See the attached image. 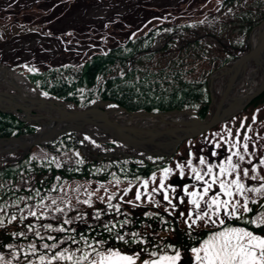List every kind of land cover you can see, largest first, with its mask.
I'll return each mask as SVG.
<instances>
[{
  "label": "trees",
  "instance_id": "obj_1",
  "mask_svg": "<svg viewBox=\"0 0 264 264\" xmlns=\"http://www.w3.org/2000/svg\"><path fill=\"white\" fill-rule=\"evenodd\" d=\"M239 1L241 0H223L221 6H230ZM6 7L10 9V6ZM263 19L264 15L255 21L245 16L234 15L229 21L232 23L237 20L240 29L250 30ZM217 21L206 22V25L200 27L209 30L208 27L214 29L225 23L224 20ZM4 23L1 24L0 21V27L4 30V33L0 31V41L3 34L13 36L40 29L39 24L27 25L24 20L19 23L17 21ZM186 27L189 26H173L169 41L160 50L149 55H143L141 51L152 46L157 27L151 29L146 36L130 38L105 53L94 54L82 64L39 69L30 72L29 77L43 92L56 99L72 102L79 108H86L92 100L101 99L113 101L129 112L138 109L159 111L176 108L195 109L199 117L205 119L209 113L210 103L209 76L217 69L228 65L242 52L245 38L233 36L235 27L231 25L224 34L219 33L220 30L213 33L205 31L218 40L227 39L226 43L230 48L223 49L224 55L216 57L217 54L214 53L217 47L211 42L201 38L184 42L174 32ZM206 60L209 65L204 64ZM34 131V126L0 112V137L19 136ZM234 143L237 144V148L231 150L239 149L242 153L243 145L247 143L248 152L245 153L242 166L249 168L250 175L259 173L264 176V165L259 163L264 158V92L233 119L201 136L184 141L179 146L176 156L162 165H151L134 158L88 159L72 137H64L54 145L31 147L29 153L22 159L6 161L0 165V221H3V227H0V256L4 257L0 264L9 262L29 264V261L32 264H39L38 257L41 254L52 255L64 247L70 250L81 248L90 251L81 240V235L93 244L96 240L105 239L113 247H119L129 253L143 248H147L148 251H160L164 245L170 244L180 250V264H192L191 249L202 244L211 231L219 229L205 228L201 222H198L200 226L194 229L187 227L185 219L179 217L178 213L183 212L186 217L193 206L187 204L188 197H184L185 204L179 203L177 197L183 196V189L172 187L170 179L177 174L180 175L176 165H184L183 177L192 179V183L186 187L189 191L200 190L202 182L194 179V173L191 172L187 161L191 159L192 166L199 169L206 167L199 164L201 156L206 157L209 163L219 164L231 154L229 149ZM216 144H220L221 147L216 148ZM188 150L191 151L190 156L187 155ZM214 151L218 153L217 156H212ZM249 159L252 164L247 163ZM254 165L256 173L251 172ZM165 168L172 170L164 181L165 186L175 188V192H179L178 196L168 190L176 209L173 210L163 200V191L159 189L153 193L154 200L160 202L159 207L150 203L147 196L135 201L136 189L143 181H148L147 190L143 188V191L151 192L153 188H158ZM214 171L218 172V169ZM153 174L155 182L151 179ZM246 183L249 186H259L261 182L247 180ZM193 185L196 187L193 188ZM129 188L131 191L125 195V189ZM214 190L218 191V186H214ZM249 195L257 201L256 204L249 205L253 208L254 214L264 211L259 207L260 204H264V196ZM109 196L114 198L109 201ZM53 199L57 201L56 205L51 204ZM85 200H90L92 206L83 203ZM127 201H133V204ZM110 205H119L120 211L117 212L116 208ZM57 206L63 208L64 212H55ZM165 208L168 211H165ZM30 211H36L40 218L31 216ZM97 212L100 213L99 220L95 218ZM41 213L45 215L41 216ZM146 213L153 215L150 217ZM13 215L16 216V220L9 223ZM78 216H82L83 221L75 219ZM252 218L253 214L244 216L247 220ZM65 219L73 220V223L64 224ZM124 220H129L130 223L120 227ZM109 221L116 225L112 233L105 231L103 227L104 223ZM230 223L233 227L247 228L254 234L264 236V230L257 229L251 223L246 224L241 220ZM43 225H51L53 228L64 227L68 231L63 233L50 231ZM72 229L76 231L73 232ZM37 232L40 233L39 237L36 235ZM117 232L120 234L137 232L140 234L139 238L147 243L125 245L115 240ZM15 233L24 235H14ZM49 236H55L57 240H49ZM69 236H74L78 243L72 244L69 241L51 251L42 247L44 243H57L58 240ZM30 245L36 246L35 253H32ZM167 251L174 254L173 248H168ZM80 254L77 252V255ZM142 258L149 257L145 253Z\"/></svg>",
  "mask_w": 264,
  "mask_h": 264
},
{
  "label": "rangeland",
  "instance_id": "obj_2",
  "mask_svg": "<svg viewBox=\"0 0 264 264\" xmlns=\"http://www.w3.org/2000/svg\"><path fill=\"white\" fill-rule=\"evenodd\" d=\"M222 1L74 0V4L69 5L70 7L68 6V10L66 9L64 13L62 9L65 7V0H0V17L13 15L14 20L25 18L31 24L37 22L43 25L39 32L8 36L3 39L0 42V63L14 66L24 73L34 71L27 63L41 68L50 65L59 66L63 63L78 64L87 56L105 52L128 38L146 36L155 27L157 31L154 34L156 38L154 48H158L168 39L167 35L173 26L182 25L198 30L200 34L206 33L205 31L213 33L219 30V33L224 34L231 25L235 27L232 35L245 38V42L249 45V39L257 27L250 30L240 29L237 20L232 23L229 20L232 16L239 15L255 21L264 15V0H241L225 7L221 6ZM55 3L58 4V8L52 13L48 7L54 6ZM6 6H10V9ZM13 10L18 12L11 13ZM59 12L61 13L57 15ZM215 20H218L217 22L224 20L225 23L214 29L208 27L209 30L200 27L206 25V22ZM44 22L47 24L44 25ZM211 36L213 35L210 34L208 38H216ZM226 40L221 39L220 42H215L216 57L224 55L223 49L227 48H223L222 44L226 43ZM204 64L209 65L208 60ZM224 71L219 70L213 73L215 75L212 83L214 93H220L222 86L227 82L228 75H221ZM96 135L95 138L86 137L85 141L99 151L103 149L100 142L113 139L106 138L100 133ZM183 182L178 178L173 180L174 185H180ZM142 185L143 183L137 187L136 191L139 190L142 196H146L147 191L142 190L144 188ZM167 189L172 191L173 188ZM178 193L174 194L178 195ZM161 206L164 207L163 204ZM191 255L193 256L192 264H196L192 252Z\"/></svg>",
  "mask_w": 264,
  "mask_h": 264
},
{
  "label": "snow or ice",
  "instance_id": "obj_3",
  "mask_svg": "<svg viewBox=\"0 0 264 264\" xmlns=\"http://www.w3.org/2000/svg\"><path fill=\"white\" fill-rule=\"evenodd\" d=\"M245 139H247V137H245ZM220 147V144H216V148ZM232 148H237V144H232L229 149L231 154L219 164L209 163L206 157L201 156L199 158V164L206 166L205 169L193 167L191 159L187 161V165L191 168V172L194 173V179L198 182H202V188L192 191H189L188 187L183 189V196L177 197L179 203L185 204L184 197H188L187 204L192 205L193 208L187 213L186 217L185 213L181 212L180 217L185 219V223L189 229L199 227L200 224H198V222H201L205 228L211 227L213 229H219L211 231L208 238L205 239L199 247H193L191 249L196 264H264V236L254 234L247 228L233 227L230 223L231 221L241 220L246 224L251 223L257 229L264 230V211L254 214L253 208L249 206L250 203H257L249 194L264 196V176L259 173L250 175L249 168L242 166L245 161V153L248 152L247 143L243 145V153L239 149L232 151ZM217 155V152H212V156ZM233 157L236 159L234 160ZM78 163H82V161H78ZM247 163L252 164L251 159H249ZM259 163L260 165H264V158H262ZM59 166L58 164L57 167ZM176 167L180 170V175L183 177L184 165L177 164ZM214 169H218V172L214 171ZM171 171L170 168L163 169V175L160 178L158 188H153L151 192H146L145 194L150 203H154L156 207H159L160 202L154 200L153 193L157 192L158 189L163 191V200L175 210L176 204L170 199L168 189L164 183ZM251 172H257L255 165L251 168ZM151 179L155 182V174H153ZM247 180L260 181L261 183L259 186H249L246 183ZM116 182L119 183V180ZM142 186L147 190L148 181H143ZM214 186H218L219 190L215 191ZM192 187L195 188L196 186L193 185ZM129 191H131V188L125 189V195H127ZM175 191L176 189L173 188L172 192L175 193ZM113 198V196L108 197L109 201ZM28 199H31V197H28ZM121 199L123 198L121 197ZM141 199L142 193L137 190L135 201H140ZM83 203L89 205V207L92 206L90 200H85ZM127 203L133 204V201H127ZM51 204L56 205L57 201L53 199ZM42 205L43 201H41V206ZM110 207H115L117 212L120 211L119 205H110ZM259 207L264 209V204H260ZM54 211L64 212V209L57 206ZM165 211H168V209L165 208ZM29 214L38 219L40 218L37 216L36 211H30ZM169 214L171 215L172 213ZM245 214H253L254 218L250 220L244 219ZM44 215V213H41V216ZM146 215L151 217L153 214L146 213ZM95 218L97 220L100 219L99 212L96 213ZM75 219L83 221L82 216H78ZM14 220H16L15 215L11 216L9 223ZM63 223L70 224L73 223V220L65 219ZM129 223V220H124L120 227H124ZM0 227H3V221H0ZM43 227L50 231L60 233L68 231V229L64 227L53 228L51 225H43ZM103 227L105 231L112 233L116 225L111 224L109 221L104 223ZM72 231L74 232L76 230L72 229ZM14 235L22 236L24 234L15 233ZM36 235L39 237L40 233L37 232ZM139 236L140 234L137 232L125 234L117 232L115 234V240L125 245L147 243V241L140 239ZM40 238L43 239V237ZM80 238L85 242V247L90 249V251H84V249L81 248L70 250V248L64 247L60 251L54 252L52 255L41 254L38 257L39 264H55V262H67V264H138V262L139 264H180L181 262L180 250L174 248V246L170 244L164 245V248L160 251H148L147 248H143L133 254H128L119 247H113L105 239L96 240L93 244L88 242L87 238L83 235H81ZM48 239L56 241L57 237L49 236ZM69 241H71L72 244L78 243L74 236H69L66 239L58 240L57 243H44L42 247L51 251L59 248L61 245L67 244ZM30 248L32 253L37 251L35 245H30ZM168 248H173L174 254H169L167 251ZM77 252L81 254L77 255ZM145 253L149 258L142 259ZM3 260L4 257L0 256V261ZM9 264H11V262H9ZM29 264H32V262L29 261Z\"/></svg>",
  "mask_w": 264,
  "mask_h": 264
},
{
  "label": "bare ground",
  "instance_id": "obj_4",
  "mask_svg": "<svg viewBox=\"0 0 264 264\" xmlns=\"http://www.w3.org/2000/svg\"><path fill=\"white\" fill-rule=\"evenodd\" d=\"M228 80L223 86V95L216 97V113H223L228 107L241 100L243 90L241 88H246L247 91H252L258 85L264 81V23H262L254 32L249 39V47L247 51L237 60L231 70L227 71ZM0 83H12L15 88L20 90L24 96L29 99L42 104V107L50 112L51 117L57 119L59 117L66 116L71 113L63 104L56 103L54 101H45L43 96L39 94L38 91L32 88L28 80L21 75L14 74L8 69L0 68ZM21 100L13 95L9 101ZM3 101H6L3 100ZM100 103H96L94 108L95 112L102 117L112 118L114 120H123L127 116L120 114L118 109L115 107L104 110L101 112L102 108ZM88 115L82 116L86 117ZM94 116V115H92ZM45 116H41V120H45ZM82 122H88L85 119H79ZM164 122H169L175 125L183 126L191 130L198 129L200 125L193 112H181L175 111L168 114H164L157 118L149 117V115L142 116L141 118H136L132 120V125L130 126L131 131L138 133L140 138L147 140L153 138L155 141L161 143V146L167 148L173 144V140L176 135L184 133L182 129H169L164 126ZM92 125V124H91ZM58 128V127H57ZM182 130V131H181ZM149 131H153L148 133ZM42 133V132H41ZM39 135V138H43L44 134ZM154 135L153 137L149 134ZM167 133H171L172 136L165 138ZM25 144L17 140H0V159L8 157L11 154L19 151Z\"/></svg>",
  "mask_w": 264,
  "mask_h": 264
},
{
  "label": "water",
  "instance_id": "obj_5",
  "mask_svg": "<svg viewBox=\"0 0 264 264\" xmlns=\"http://www.w3.org/2000/svg\"><path fill=\"white\" fill-rule=\"evenodd\" d=\"M264 23V21H263ZM244 54V53H243ZM242 54V55H243ZM240 55L238 58H236L233 62L229 70H231L234 66V64L237 62V60L242 56ZM264 91V81L261 82V84L253 89L252 91H247L244 93V95L241 97V100H238L236 103L232 104L230 107H228L223 113L217 114L216 113V102L213 101L211 105H214L215 110L210 120L208 121H202L200 118H196L198 120V124L200 127L195 130L188 129L183 126L175 125L169 122H164V126L173 128V129H182L184 133H181L179 135L175 136V139L173 140V144L167 148L161 146V143L158 141H155L153 138H149L147 140H143L140 138L138 133H135L134 131H131L130 126L132 125V120L136 118H141L142 116L149 115V117L156 116L159 118V116L168 114L174 111H169L166 113H160V112H154L150 113L144 110H139L137 112H127L122 107H120V110L127 116L123 120H114L112 118L102 117L100 113L98 114L95 112L94 107H89L85 110L80 111H72L70 114L59 117L57 119H54L51 117L50 112H48L46 109L42 107L41 104L35 103L32 100H26V102L29 105H33L36 108L41 109L48 118V123L43 121L42 125H46L44 130L38 129V131L35 134L32 135H26L21 136L18 138H4L0 140H17L21 141L25 144V146L22 148L24 153H27L29 148L33 145L40 144L45 145L49 141L52 140L53 136H57L58 138H61L64 136L67 132H86L88 133V130L91 128L98 129L101 132L113 137L116 141H118L121 144H124L126 147H128L131 150H143L147 152L150 155H165L166 157H170L176 150V147L180 144L181 141L196 137L207 130L211 129L212 127L216 126L217 124H220L226 120H229L230 118L237 115L239 112L243 110V108L255 97L260 95ZM224 93V91H223ZM223 93L221 95H223ZM220 95V96H221ZM220 101V99L216 100ZM27 105L23 104H13L12 106H5L0 103V111L7 115H15L17 110L23 109L26 110ZM181 112L186 113L183 110H180ZM195 112V111H193ZM88 115L86 117H82ZM94 115V116H92ZM85 119L88 122H82L79 121V119ZM36 119V118H34ZM92 124V125H91ZM58 127V128H57ZM42 132V133H41ZM153 132L149 131L148 133ZM44 134L41 138H39V135ZM152 137L154 135L149 134ZM172 136L171 133H167L165 137ZM124 156H135L139 157L141 159L147 160L145 156L138 155L134 153H128Z\"/></svg>",
  "mask_w": 264,
  "mask_h": 264
}]
</instances>
